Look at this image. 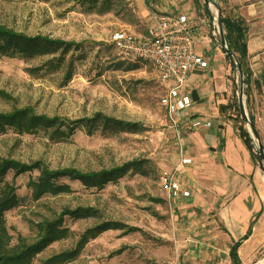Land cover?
<instances>
[{
	"label": "rangeland",
	"instance_id": "obj_1",
	"mask_svg": "<svg viewBox=\"0 0 264 264\" xmlns=\"http://www.w3.org/2000/svg\"><path fill=\"white\" fill-rule=\"evenodd\" d=\"M150 2L0 0V25L28 36L80 43L65 56L60 55L61 51L34 57L0 55V112L29 107L37 114L70 120L101 113L137 125L135 129L117 132L99 125L92 133L85 126H78L73 132L67 131V136L54 138L50 131L17 133L8 129L0 133V158L23 163L39 160L51 169L82 171H98L143 160L147 169V175L129 171L101 189L86 188L79 181L62 178L60 182L68 183L71 193L46 195L39 200H33L28 185L38 171L9 172L4 182L14 185L20 198L19 205L5 214L13 244L20 237L34 242L39 236L37 225L62 216L65 208L91 206L100 211L98 217L64 216L63 227L70 230L71 235L50 244L32 264H42L53 255L69 251L88 227L109 220L125 226L104 231L91 239L76 258L63 264H186L185 250L201 238L203 232H196L194 223L215 225V219L196 211L185 214V209L193 208L174 204L162 190L161 173L170 169L180 147L177 132L170 127L165 108L160 104L166 88L152 63L123 59L113 45V37L119 31L143 39L148 36L152 24ZM209 9L212 16L217 17L216 7L211 4ZM212 22L210 35L215 46H211L216 53L215 66L219 63L217 78L224 82L228 79L231 97L238 98L240 77L219 46L218 30L213 36L216 26ZM249 26L250 38L259 35L261 45L263 43L255 61L249 62L248 53L252 73L249 105L245 94L244 101L247 113L249 108L255 119L264 111L263 9L249 21ZM204 45L210 46L207 42ZM217 52L226 57L225 63L219 61ZM252 61L256 64L251 67ZM262 144L264 148V139ZM257 164L259 166L258 160ZM129 226L136 230L125 232ZM221 248L223 250L225 245ZM253 259V263L246 264H262L264 255Z\"/></svg>",
	"mask_w": 264,
	"mask_h": 264
},
{
	"label": "crops",
	"instance_id": "obj_2",
	"mask_svg": "<svg viewBox=\"0 0 264 264\" xmlns=\"http://www.w3.org/2000/svg\"><path fill=\"white\" fill-rule=\"evenodd\" d=\"M150 7L155 13L186 15L198 40L196 49L209 61L206 68L191 73L186 90L193 100L190 116L201 117L211 125L193 130L179 126L180 147L170 169L176 167L182 157L192 159L191 164L181 166L179 171L180 181L191 188L192 194L175 197L173 203L193 208L185 209V214L196 211L212 217L215 225L194 223L193 229L203 232L201 238L185 250L184 262L232 264L230 248L240 241L238 254L242 264L253 263V258L264 255V176L235 127L232 109L219 110V105L227 104L232 95L230 81L217 78L219 63L215 66L216 53L211 46H215L210 35L211 14L203 7L202 0H151ZM225 8L235 17L245 19L249 26V21L264 10V0H226ZM247 36L250 62L261 54L263 43L261 45L259 35ZM206 42L209 48L205 47ZM217 56L225 63L223 53L217 52ZM255 64L252 61L250 66ZM255 124L263 141L264 111L256 116ZM222 245H225L223 250Z\"/></svg>",
	"mask_w": 264,
	"mask_h": 264
},
{
	"label": "trees",
	"instance_id": "obj_3",
	"mask_svg": "<svg viewBox=\"0 0 264 264\" xmlns=\"http://www.w3.org/2000/svg\"><path fill=\"white\" fill-rule=\"evenodd\" d=\"M217 2L221 10L227 44L237 54L243 69L244 85L246 86L244 88V94L247 96L246 104L248 106L250 103L248 88L250 87L252 76L248 65L247 35L249 26L245 19L235 17L229 10H226V0H218ZM205 8L207 10L206 6ZM79 45L80 43L74 41L67 42L43 36H28L27 34L0 25V55L2 56L16 57L21 55L23 57H34L38 54H54L58 51H61L60 55L65 56L70 49ZM229 108L232 109V119L235 122V127L240 137L249 148L251 157L257 161L255 144L241 115L238 98L233 96L227 104L219 105L221 112ZM248 111L249 119L256 128L254 116L249 108ZM99 125H102L103 128L112 132L124 129H135L137 127L135 123L101 113H96L91 117L70 120L37 114L29 107L17 108L11 112H0V133L7 132L8 129H12L17 133H35L39 130H44L47 132L50 131L51 136L54 138L67 136V131L69 132L70 130V132H73L78 126H85L88 132L92 133ZM143 162V160H133L98 171H82L76 168L51 169L39 160L31 163H23L11 158H0V264H32L33 259L50 244L66 238L68 234L70 236L71 231L63 227L64 216L83 219L98 217L100 215V211L91 206H78L74 209L70 207L65 208L62 216L37 225L39 236L34 242H28L25 238L20 237L18 242L13 244L12 235L9 233L6 225L5 214L7 211L19 205L20 198L16 193L15 186L11 183L4 182L9 172L13 171L15 174H22L28 171H38L37 177L30 179L28 185L31 189L33 200H39L46 195L56 196L71 193V186L68 183L60 182L62 178L79 181L86 188L101 189L108 183L118 181L129 171L147 175V169H145ZM122 226L125 225L119 221H100L92 227H88L80 234L74 248L53 255L47 258L42 264H63L68 260H72L80 254L91 239L96 238L106 230L116 229ZM133 230H136V228L129 226L125 232ZM245 238H247V235H245ZM239 245L240 241H236L230 248L229 254L232 264H242L238 254Z\"/></svg>",
	"mask_w": 264,
	"mask_h": 264
},
{
	"label": "built area",
	"instance_id": "obj_4",
	"mask_svg": "<svg viewBox=\"0 0 264 264\" xmlns=\"http://www.w3.org/2000/svg\"><path fill=\"white\" fill-rule=\"evenodd\" d=\"M149 18L152 24L148 36L143 39L119 31L113 37L114 47L123 59L148 61L154 65L159 81L166 88L160 104L165 108L171 126L177 129L178 136L181 124L191 130L202 125L210 126L209 121L189 114L193 100L186 84L191 73L198 68H206L209 61L196 49L198 40L189 26L188 17L184 14L150 12ZM212 23L216 26L212 31L215 36L218 25L215 21ZM191 162V158L182 157L176 167L161 173L160 186L169 200L191 196V188L179 179L181 166Z\"/></svg>",
	"mask_w": 264,
	"mask_h": 264
},
{
	"label": "water",
	"instance_id": "obj_5",
	"mask_svg": "<svg viewBox=\"0 0 264 264\" xmlns=\"http://www.w3.org/2000/svg\"><path fill=\"white\" fill-rule=\"evenodd\" d=\"M205 6L207 7L209 13L210 9L209 7L214 5L217 9V17H213L211 14V18L213 21H215L218 25V30H219V46L220 48L224 51L225 55L228 57L233 71L238 74L240 77V88L238 90V104L239 108L241 111V115L244 118L245 125L248 129V131L251 134L252 140L255 144V149H256V155L259 163V168L261 170V173L264 176V148L263 144L261 141V137L259 135L258 130L253 126V123L249 119V114L247 113L246 107H245V101H244V73L242 66L238 60V57L236 56L235 52L229 47L227 44L226 38H225V33H224V28H223V22L221 18V10L219 8V4L215 0H202ZM264 264V262H263Z\"/></svg>",
	"mask_w": 264,
	"mask_h": 264
},
{
	"label": "bare ground",
	"instance_id": "obj_6",
	"mask_svg": "<svg viewBox=\"0 0 264 264\" xmlns=\"http://www.w3.org/2000/svg\"><path fill=\"white\" fill-rule=\"evenodd\" d=\"M262 261L264 262V259ZM263 262H262V264H263Z\"/></svg>",
	"mask_w": 264,
	"mask_h": 264
}]
</instances>
